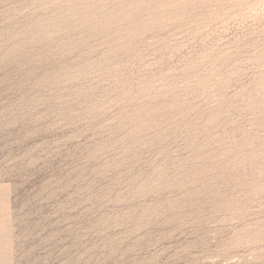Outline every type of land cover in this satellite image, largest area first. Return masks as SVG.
Segmentation results:
<instances>
[{"label":"rangeland","instance_id":"obj_1","mask_svg":"<svg viewBox=\"0 0 264 264\" xmlns=\"http://www.w3.org/2000/svg\"><path fill=\"white\" fill-rule=\"evenodd\" d=\"M0 264H264V0H0Z\"/></svg>","mask_w":264,"mask_h":264}]
</instances>
